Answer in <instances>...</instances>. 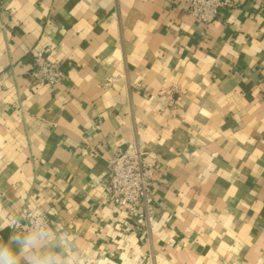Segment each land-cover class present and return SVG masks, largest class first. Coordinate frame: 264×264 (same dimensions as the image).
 Returning a JSON list of instances; mask_svg holds the SVG:
<instances>
[{
  "label": "crops",
  "instance_id": "0c3cea01",
  "mask_svg": "<svg viewBox=\"0 0 264 264\" xmlns=\"http://www.w3.org/2000/svg\"><path fill=\"white\" fill-rule=\"evenodd\" d=\"M232 2L205 25L186 0H0V223L40 205L92 264H264V0ZM133 147L156 157L136 212L107 191Z\"/></svg>",
  "mask_w": 264,
  "mask_h": 264
},
{
  "label": "built area",
  "instance_id": "2783aa9c",
  "mask_svg": "<svg viewBox=\"0 0 264 264\" xmlns=\"http://www.w3.org/2000/svg\"><path fill=\"white\" fill-rule=\"evenodd\" d=\"M189 12L201 23L214 22L224 7L233 5L232 0H186ZM32 75L38 85H57L63 73L57 63L46 52L34 56ZM151 158L153 154L138 147L119 149L110 162L108 172V195L116 205L126 204L132 212L148 198L155 184V167ZM26 227L27 224L25 223Z\"/></svg>",
  "mask_w": 264,
  "mask_h": 264
},
{
  "label": "clouds",
  "instance_id": "9594fccd",
  "mask_svg": "<svg viewBox=\"0 0 264 264\" xmlns=\"http://www.w3.org/2000/svg\"><path fill=\"white\" fill-rule=\"evenodd\" d=\"M27 224L25 228L24 225ZM16 229L7 242L0 241V264H92L87 245L77 242L67 227L51 220L44 208L23 203L18 215L0 223Z\"/></svg>",
  "mask_w": 264,
  "mask_h": 264
},
{
  "label": "rangeland",
  "instance_id": "374dc122",
  "mask_svg": "<svg viewBox=\"0 0 264 264\" xmlns=\"http://www.w3.org/2000/svg\"><path fill=\"white\" fill-rule=\"evenodd\" d=\"M26 226V225H25ZM16 230V229H15Z\"/></svg>",
  "mask_w": 264,
  "mask_h": 264
}]
</instances>
